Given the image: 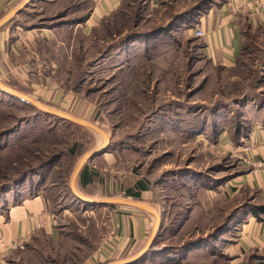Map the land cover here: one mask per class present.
<instances>
[{"label": "rangeland", "instance_id": "1", "mask_svg": "<svg viewBox=\"0 0 264 264\" xmlns=\"http://www.w3.org/2000/svg\"><path fill=\"white\" fill-rule=\"evenodd\" d=\"M164 1L152 8L148 0H123L85 32L73 23L89 13L88 0H31L12 16L52 33L37 41L35 62L28 63L39 89L23 94L0 84L98 128L107 141L0 87V202L46 189L62 234L38 236L0 264H92L118 235L111 214L131 206H92L73 189L96 201L149 205L156 214L149 212L146 246L105 264L130 261L150 243L132 264H232L224 247L256 196L246 187L221 192L248 169L241 162L250 144L233 145L236 133L244 138L264 114V30L244 27L240 59L220 66L189 31L211 0ZM25 2L11 4L0 22ZM227 131L232 142L219 146ZM104 145L108 152L88 162L98 172L90 185L80 184V174L73 181L81 159ZM139 180L147 192L139 201L127 198L124 191ZM242 264L260 263L248 255Z\"/></svg>", "mask_w": 264, "mask_h": 264}, {"label": "crops", "instance_id": "2", "mask_svg": "<svg viewBox=\"0 0 264 264\" xmlns=\"http://www.w3.org/2000/svg\"><path fill=\"white\" fill-rule=\"evenodd\" d=\"M21 1L2 0L0 14L7 13L11 4L17 7ZM88 1L92 4L89 13L73 23L76 28L81 27L83 32L85 27L90 30L100 27L123 5V0ZM148 2L152 8H158L165 3L164 0ZM201 17L196 27L189 31L195 33L196 28L203 31L205 35L201 37L202 50L214 64L224 67L234 66L240 59L244 45V27L264 30V8L257 5L256 0H215V4ZM10 20L6 25H0V81L23 94H29L28 90L33 91L37 86L31 79L35 76L29 70L28 63L35 62L31 57L36 55L34 51L37 41L52 32L46 26L26 27L18 18ZM242 141L252 147L251 150H246L241 162L248 169L245 174L231 178L230 185L221 193L235 195L246 187L256 196V204L251 205L239 220L235 233L227 240L224 253L232 264H242L248 255L264 264V212H254L256 208L264 206V114L253 121L244 138L241 136L233 140L232 144L238 146L243 144ZM231 142L228 131L219 138V146L228 147ZM26 193L22 192L10 202H0V245L1 242L9 244L17 240L34 242L41 235L54 240L61 238L57 220L52 213L53 202L46 189H37L29 195ZM111 216L112 225L118 235L100 248L98 254L92 258V264H105L117 256L131 255L146 246L150 239L148 231L152 220L148 211L134 206L128 209L116 208ZM43 218H46V223L39 227ZM8 254L5 253L2 257Z\"/></svg>", "mask_w": 264, "mask_h": 264}, {"label": "water", "instance_id": "3", "mask_svg": "<svg viewBox=\"0 0 264 264\" xmlns=\"http://www.w3.org/2000/svg\"><path fill=\"white\" fill-rule=\"evenodd\" d=\"M30 1H31V0H26L25 4H23L22 7H20V8L17 9V10H15L14 12H12L11 15L8 16L7 18H5V19L1 22L0 25H2L3 23H6L7 21H9V20L11 19L12 16L21 13V11H22L24 8H26L27 4H29ZM0 87H2L6 92L10 93L12 96L14 95L15 97H17V98H19V99H21V100H24V101H26V102H29V103L31 102L32 104H34L36 107H38L40 110L44 111L45 113L47 112V113L52 114V115H55V116H57V117H59V118H62V119L64 118V119L70 120V121H72V122H75V123H77V124H81V125L87 126V127L91 128L92 130H95V131H97L98 133H100L101 135H103V134L101 133V131H100L98 128H95V127H93L92 125H90V124H88V123H86V122H84V121H82V120L77 121V120L72 119V118H70V117H68V116L62 115V114H60V113H58V112H54V111L50 110V109L47 108V107L45 108V107H43L41 104H38V103H36L35 101H32L31 99H27V98L23 97L21 94L17 93L16 91L11 90V89L6 88V87H3L1 84H0ZM103 136H105V135H103ZM106 141H107V140H106ZM106 149H107V146L104 145L103 147H101V148H99V149H96V150L93 151L92 153H90V154L86 155L85 157H83V158L81 159V161H80L78 167H77L76 173L74 174L73 181H74V179H76L77 176L80 174L81 170L83 169L82 167L84 166L85 163H87L89 160L93 159L95 156H97V154L105 152ZM73 193L75 194V196H76L80 201H83V202H85V203L87 202V201H85V199H84L83 197H79V196L74 192V189H73ZM91 204H92V205H114V204H126V205H128V206L138 207V208H140V209H142V210H144V211H146V212L148 211V212H150V213L156 215L155 212H154V210H153L149 205H145V204H141V203H137V202H131V203H130V202L123 201V200H114V201H111V200H98V201H96V200H95V201H94L93 203H91ZM150 244H151V243H150ZM150 244L148 245V249H146L145 251H143L141 254H139L137 257L133 258L132 260L127 261V262H122V263H116V264H132L133 262H135V261L141 259L142 257H144V256L147 254V252H148V250H149V247L151 246Z\"/></svg>", "mask_w": 264, "mask_h": 264}, {"label": "trees", "instance_id": "4", "mask_svg": "<svg viewBox=\"0 0 264 264\" xmlns=\"http://www.w3.org/2000/svg\"><path fill=\"white\" fill-rule=\"evenodd\" d=\"M206 4H207L206 7L203 10L200 11V14L201 15H203L204 13H206V11L209 9V7H211L213 4H215V0H211V2H209V3L207 2ZM192 9H194V8H191V10L188 11L189 13L187 14V17L188 16H191ZM193 15H194V13L192 14V17H193ZM199 18H197L196 19L197 21H195V22H198L199 21ZM194 24H196V23H194ZM191 27L192 28H195L192 25H191ZM236 137L238 139L241 136H238L237 133H236ZM107 152L108 151L105 150V152L99 153V154H106ZM93 159H91V160H93ZM91 160H89L88 162H90ZM88 162L82 167L83 169L81 170V173H80V176H79V178H80V184H82L83 186L90 185V183L93 181L94 178H96V176L98 174V172L96 171L95 168H91L89 166ZM147 190H148V183H146L144 180H139V181L136 182V184L134 186H131L129 189H126L124 191V194H125V196L127 198H130V199L132 198V199H135V200H138L139 201V200H141V197H142L143 192H147ZM89 205H92V204H89ZM92 206H98V205H92ZM106 206L112 207V205H106ZM257 211L258 212H261V213L264 212V206H261V207L256 208L254 212H257ZM198 243H195L193 245H196ZM193 245H190V246H193Z\"/></svg>", "mask_w": 264, "mask_h": 264}, {"label": "built area", "instance_id": "5", "mask_svg": "<svg viewBox=\"0 0 264 264\" xmlns=\"http://www.w3.org/2000/svg\"><path fill=\"white\" fill-rule=\"evenodd\" d=\"M256 4L261 6L262 8H264V0H256ZM195 34L201 38L203 37L205 34L203 33V31L199 28L195 29ZM249 148H252L251 145L249 146ZM46 223V218H43L41 220V222L39 223V227H43ZM28 243L27 240H17L14 242H11L9 244H5L4 242H1L0 245V259L2 257L3 254H7L10 253L12 251H17L18 249H23L25 244Z\"/></svg>", "mask_w": 264, "mask_h": 264}, {"label": "bare ground", "instance_id": "6", "mask_svg": "<svg viewBox=\"0 0 264 264\" xmlns=\"http://www.w3.org/2000/svg\"><path fill=\"white\" fill-rule=\"evenodd\" d=\"M22 101V100H21ZM104 139H105V142H106V140H107V138L104 136ZM74 188V187H73ZM80 196V195H79ZM83 197V196H82ZM85 199V201H87L86 203H88V204H91V203H93L94 202V200H90V198L88 199V198H84Z\"/></svg>", "mask_w": 264, "mask_h": 264}]
</instances>
